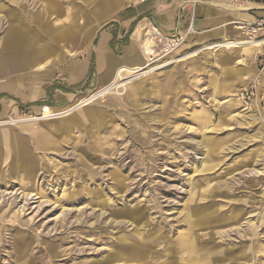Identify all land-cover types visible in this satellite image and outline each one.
Returning <instances> with one entry per match:
<instances>
[{
  "label": "rangeland",
  "instance_id": "1",
  "mask_svg": "<svg viewBox=\"0 0 264 264\" xmlns=\"http://www.w3.org/2000/svg\"><path fill=\"white\" fill-rule=\"evenodd\" d=\"M88 1L55 0L49 9L43 0H0V50L10 12L37 47L55 49L41 62H50L48 76L26 69L18 82L16 98L34 96L36 105L15 99L0 118L18 121L7 125L36 167L32 180L11 174L9 130L0 128V264H264V100L237 99L254 53L237 63L239 49H209L222 40L191 48L186 40L104 95L102 61L89 82L88 70L109 22L88 38ZM55 31L64 40L52 39ZM93 96L51 128L39 119L43 107L63 117Z\"/></svg>",
  "mask_w": 264,
  "mask_h": 264
},
{
  "label": "crops",
  "instance_id": "2",
  "mask_svg": "<svg viewBox=\"0 0 264 264\" xmlns=\"http://www.w3.org/2000/svg\"><path fill=\"white\" fill-rule=\"evenodd\" d=\"M43 1L47 3L49 9H53L55 0ZM86 4L88 7L92 5L95 13V18L92 21V29L88 32V38L94 37L96 31L109 22L107 27L96 34L92 46L94 50L91 54V60H94L95 70L97 66L98 68L99 66L101 67V61L103 66H105V71L100 74L98 80L101 85H108L111 82L124 61L128 65L134 63L133 57L136 55V52L139 54V51L133 47L132 35L133 31L136 30L137 26L142 22L148 27L150 25L158 26L165 34L183 33L189 28H192L193 33H191L186 39L188 46L190 47L191 43H204V45H206L220 40L223 41L225 37L237 39L239 34L234 28L235 22H252L264 14V4L259 5L257 3L239 0L232 4L234 9L228 8V5H225L224 2L218 0H198L197 3H194L193 0H150L145 4L138 6H129L137 4V0H89ZM8 15L10 17V28L2 39L3 44L2 49L0 50V118L16 110V107H14V104H16L15 99H21L16 98L15 95L18 92V88L21 89L24 87H20L21 82H19L22 80L23 72L26 69H33L38 72L43 71V73L40 74L48 76V71L45 66L50 62L45 64H41V62H43L44 59L51 55L55 50L53 49L51 42L47 45L37 47L36 44L30 40L26 30L21 27L22 24L15 25L13 23L14 13L10 12ZM36 21L39 22V19H36ZM71 30L73 31L67 38L75 39V36L79 31L76 20ZM13 31L15 32L14 34H12ZM61 32L62 31H55L53 34L51 33L54 37H52V35L50 36L52 39L57 37L55 41H62V39L64 40L66 37V34ZM189 39L190 42H188ZM251 54L252 50H237L235 59L237 60V63H248L247 59H243V56L249 57ZM190 58L191 57L187 59ZM91 60L89 63V70ZM139 60L141 65L145 62V59H142L141 56L139 57ZM109 62H114V68L112 71H109ZM246 65L247 66L243 69L242 74L247 77L249 75L250 77L256 72V68L253 67V64L251 65L248 63ZM89 70L88 82L95 75L94 73L90 78ZM7 80H12V82H5ZM18 82L20 84H18ZM78 86L79 84L77 87ZM73 88L74 87L68 88L63 86L53 87L54 90H61V94L70 96L73 94ZM50 90H52V88H50ZM38 100V98L32 96V98H28L27 100H21V105H36L34 103ZM76 101L77 100H74L71 103L69 109L74 106ZM235 106H237L236 103ZM46 107L54 113L59 114L65 112H58L52 107ZM19 108L20 107L18 106L17 109ZM85 113L91 119L102 116L101 112L91 110L90 108H86ZM72 114L73 111L63 117L61 116L56 117L53 120H46L43 122L44 126H49V128H51L57 125L55 124L56 122ZM71 122L72 120L68 119L67 122H62L58 125H63L64 127V124ZM14 126H0V128L7 127L9 130L8 139L13 154V163L10 167V172L12 175H17L19 178L20 174L25 172L26 177L32 180L35 178L36 167L35 165H31L32 163H24L25 159H29L30 153L22 142V139L14 131Z\"/></svg>",
  "mask_w": 264,
  "mask_h": 264
},
{
  "label": "built area",
  "instance_id": "3",
  "mask_svg": "<svg viewBox=\"0 0 264 264\" xmlns=\"http://www.w3.org/2000/svg\"><path fill=\"white\" fill-rule=\"evenodd\" d=\"M147 1L141 0V3ZM193 1L197 3L198 0ZM234 26L240 38H244L249 45L257 46L253 57V63L257 68L256 73L249 78L246 87L237 94V99L241 104L249 106L254 103L258 96H261L264 100V14L252 22H235ZM191 33H193L192 28L183 33L165 34L158 26L150 25L143 36V42L153 39L154 44L152 46H154L155 58L151 57V59L154 61L177 51L186 42ZM41 110L39 119H49L50 117L44 113L45 107Z\"/></svg>",
  "mask_w": 264,
  "mask_h": 264
},
{
  "label": "bare ground",
  "instance_id": "4",
  "mask_svg": "<svg viewBox=\"0 0 264 264\" xmlns=\"http://www.w3.org/2000/svg\"><path fill=\"white\" fill-rule=\"evenodd\" d=\"M217 1V0H216ZM218 1H221V2H224L225 5H228V8L230 9H234L232 6V4L237 1V0H218ZM219 3V2H218ZM229 9V10H230ZM146 29V26H145V23H140V25H138L137 29L135 30L133 36H134V40H133V47L138 50L135 46V43H137L139 46H141L142 48H144L145 50V54H147V56L149 55V57H146L144 58L145 61H151V55L154 53V46H152L154 44V41L153 39L151 41H147V42H143L142 40V36H143V33ZM15 32L13 31L12 34H14ZM19 34V32H18ZM20 36V34H19ZM15 41V40H14ZM232 48H237L239 50H244V51H247V50H252V53H255L256 52V48L257 46H253V45H249L247 44V42L244 40V38H239V39H231V38H227L225 37L222 41V43H218V44H215L213 46H210L209 49L211 50H215V49H218V50H223V49H232ZM206 49V48H205ZM136 55L133 57V61L134 63L131 64V65H128L126 64V62L124 61V63L121 64V67L119 68V70L116 72V74L114 75L113 79L111 80V82L108 84V88L105 89V91H102L101 94H104L109 92V90L114 87V86H117L118 85V82L117 81H121V82H124L125 80H127L128 78L136 75L140 70H142V65L140 64V60H139V57L140 55L138 54V52L135 53ZM196 55V53H195ZM192 57V56H191ZM187 59V58H186ZM114 68V62H109V71H112ZM3 71V70H2ZM115 71V69H114ZM255 75V74H254ZM253 76V75H252ZM251 76V77H252ZM136 77V76H135ZM250 78V77H249ZM117 82V83H116ZM120 86V85H119ZM124 87V86H123ZM88 97V96H87ZM87 97H83L81 99V101H79L77 103V105H75V107H73L71 109V111H74L76 110L77 108L79 107H82L81 105L84 106V104L89 101V100H92L94 99L96 96H93L91 97L90 99H87ZM239 101V100H238ZM240 102V101H239ZM241 103V102H240ZM44 113L46 114V116L50 117L48 120H51L55 117H58L57 114L58 113H54V112H51L49 110L48 107H45V111ZM28 121H31L32 119H26ZM4 122V123H3ZM13 122H18V121H0V126H3L4 124L7 125V124H11Z\"/></svg>",
  "mask_w": 264,
  "mask_h": 264
},
{
  "label": "trees",
  "instance_id": "5",
  "mask_svg": "<svg viewBox=\"0 0 264 264\" xmlns=\"http://www.w3.org/2000/svg\"><path fill=\"white\" fill-rule=\"evenodd\" d=\"M254 1H264V0H254ZM95 73V64H94V60H91V64H90V70H89V77L91 78Z\"/></svg>",
  "mask_w": 264,
  "mask_h": 264
}]
</instances>
